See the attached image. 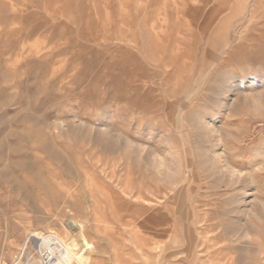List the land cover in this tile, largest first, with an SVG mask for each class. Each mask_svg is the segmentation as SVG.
<instances>
[{
	"label": "rangeland",
	"instance_id": "1",
	"mask_svg": "<svg viewBox=\"0 0 264 264\" xmlns=\"http://www.w3.org/2000/svg\"><path fill=\"white\" fill-rule=\"evenodd\" d=\"M36 231L264 264V0H0V264H39Z\"/></svg>",
	"mask_w": 264,
	"mask_h": 264
},
{
	"label": "bare ground",
	"instance_id": "2",
	"mask_svg": "<svg viewBox=\"0 0 264 264\" xmlns=\"http://www.w3.org/2000/svg\"><path fill=\"white\" fill-rule=\"evenodd\" d=\"M45 121V120H44ZM74 123V121L72 122ZM59 124V123H58ZM55 125V124H54ZM60 125V124H59ZM72 125V124H71ZM56 126V125H55ZM63 126V125H62ZM53 127V126H52ZM59 127V126H58ZM100 128V127H99ZM199 129V128H198ZM55 130V129H54ZM198 131V130H196ZM198 135V137H200L201 139L205 140L207 139V135L205 134V132L202 130L198 131V133H196ZM45 135V134H44ZM39 136V135H38ZM43 136V135H42ZM116 136V135H115ZM34 137V136H33ZM65 137V136H64ZM117 137V136H116ZM36 138V137H35ZM44 138V137H43ZM119 138V137H118ZM118 138H113L112 136H110L109 134L107 133H103V132H99L97 133L91 140L93 143H98V144H103V147L104 149L106 150H111V148L113 149L115 144L117 145V142H119V139ZM215 138V137H214ZM116 141H115V140ZM34 142V141H33ZM38 142V141H37ZM199 142V141H198ZM119 144V143H118ZM52 145V144H51ZM13 146V145H12ZM56 146V145H55ZM216 152V151H215ZM40 153V152H39ZM47 153V152H46ZM211 153V152H210ZM40 154H43V153H40ZM114 154V153H113ZM14 155V154H13ZM26 155V154H24ZM120 155V154H119ZM107 156V155H106ZM108 157V156H107ZM113 157V156H112ZM34 158V157H33ZM44 159V157H43ZM57 160V159H56ZM42 161V160H41ZM53 161V160H52ZM77 166V165H76ZM38 168V167H36ZM37 170V169H36ZM35 170V171H36ZM76 171V170H75ZM45 175V174H44ZM91 176V175H89ZM94 176V175H92ZM46 177V176H45ZM16 178V177H15ZM71 179V178H70ZM173 180H176V179H173ZM89 181V179H88ZM91 181H89L90 183ZM69 183V182H68ZM171 183V182H170ZM62 184V183H61ZM173 184V183H171ZM164 188V187H163ZM242 188V187H241ZM224 189V188H223ZM222 189V190H223ZM48 190V189H47ZM163 191V189H162ZM244 191V190H241V192ZM136 193V192H135ZM162 195V194H161ZM243 197V196H242ZM244 198V197H243ZM226 200V199H225ZM238 201V200H237ZM243 202V201H242ZM246 203V202H245ZM228 206V204L226 205ZM236 208V207H235ZM237 209V208H236ZM241 209V208H240ZM238 210V209H237ZM231 211V210H230ZM234 212V210H232ZM241 211V210H240ZM238 213V212H237ZM241 214V213H240ZM220 216V215H219ZM226 216V215H225ZM157 217V216H156ZM187 217V215H186ZM189 220V219H188ZM226 220V219H225ZM197 221V220H196ZM200 221V219H199ZM198 221V222H199ZM231 222V221H230ZM230 222L228 224H230ZM233 222V221H232ZM189 224V223H188ZM192 224V223H190ZM227 224V225H228ZM187 228L189 225H186ZM199 226V225H198ZM199 228V227H198ZM225 228V226H224ZM227 228V227H226ZM191 229V228H190ZM228 229V228H227ZM226 229V230H227ZM196 230V228H195ZM192 232V231H191ZM162 232H158V236L160 237V235ZM183 233V232H182ZM208 234V233H207ZM168 235V234H167ZM187 235V234H186ZM55 237L58 242L60 243L61 245V248L63 250V256L62 258L60 259V261L57 263V264H70L71 262H74L75 264H86V259L83 257V255L81 254V252L79 251V249L77 248V245H76V242L75 240L73 239V237L68 233V232H65L63 234V236H60L59 234H56L54 232H49L48 234H42V233H39V232H30L28 235H27V239L28 241L31 242L32 246L34 247V249L36 250V252H38V248L44 244V243H47L49 240H50V237ZM201 235H197L195 236L194 239H192V244L196 243V246L197 245H201V240H199V238ZM156 237V236H155ZM154 237V238H155ZM157 237V238H159ZM184 237V236H183ZM186 237V236H185ZM203 238V237H202ZM174 239L177 241V239L174 237ZM205 239V238H204ZM199 240V241H198ZM182 241V240H181ZM151 246H154V248L156 249L157 246H169V241L167 243V241H163L161 239H153L150 243H149ZM208 245V244H207ZM185 246V245H184ZM29 257V256H28ZM32 259V258H31ZM37 259V258H36ZM18 260V259H17ZM32 261V260H31ZM158 262V260H157Z\"/></svg>",
	"mask_w": 264,
	"mask_h": 264
},
{
	"label": "built area",
	"instance_id": "3",
	"mask_svg": "<svg viewBox=\"0 0 264 264\" xmlns=\"http://www.w3.org/2000/svg\"><path fill=\"white\" fill-rule=\"evenodd\" d=\"M63 256V250L55 237L38 248L39 264H57Z\"/></svg>",
	"mask_w": 264,
	"mask_h": 264
}]
</instances>
